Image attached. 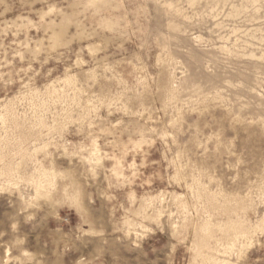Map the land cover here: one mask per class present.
I'll use <instances>...</instances> for the list:
<instances>
[{"label":"rangeland","instance_id":"374dc122","mask_svg":"<svg viewBox=\"0 0 264 264\" xmlns=\"http://www.w3.org/2000/svg\"><path fill=\"white\" fill-rule=\"evenodd\" d=\"M0 264H264V0H0Z\"/></svg>","mask_w":264,"mask_h":264}]
</instances>
